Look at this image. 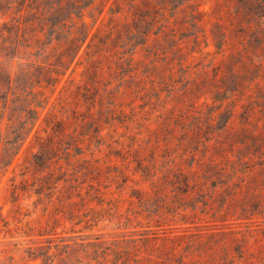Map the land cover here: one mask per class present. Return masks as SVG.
<instances>
[{"label":"rangeland","instance_id":"obj_1","mask_svg":"<svg viewBox=\"0 0 264 264\" xmlns=\"http://www.w3.org/2000/svg\"><path fill=\"white\" fill-rule=\"evenodd\" d=\"M220 1L133 0L163 7L136 24L158 32L141 45L129 0H0V264H169L222 232H264V111L244 121L232 96Z\"/></svg>","mask_w":264,"mask_h":264},{"label":"trees","instance_id":"obj_2","mask_svg":"<svg viewBox=\"0 0 264 264\" xmlns=\"http://www.w3.org/2000/svg\"><path fill=\"white\" fill-rule=\"evenodd\" d=\"M121 2L125 0H114V2ZM113 2V3H114ZM133 0H129L130 7L127 9V14L129 13L130 23L124 26V32L126 35L140 34L143 36V45L146 40L150 36H155L156 33L146 32L145 34L138 30L136 24H146L150 26L152 23L156 24L160 19L155 20L157 16V11H161V17H163V7L155 9L150 3H140L138 5L132 4ZM257 3L258 6L263 10L264 9V0H221L215 5V16L216 22L218 26L222 27V39L218 48V52L220 53V57H223L224 51L230 50L235 51L237 59L233 62L230 67V71L228 73V77L233 79L235 84V89L232 94L234 96L235 101H244L246 102L244 106V121H250L256 114H260L261 111H264V92L262 96H258L264 89V85L260 86L259 75L262 74L264 69V12L257 16V20L254 24L255 31L253 36H249V32L252 28L251 22L246 20L248 16H255L253 13V7ZM118 5V3H117ZM151 11V12H150ZM116 14L120 13V8L118 6ZM148 15H151L149 19L151 24L148 21ZM68 15L67 21L70 24V27L74 28L77 23H79V27L77 32L69 33L68 47L66 51H71L74 56L76 51L85 41L88 36V30H83L84 23L82 22V14L79 12L74 17H70ZM245 19V21H244ZM236 23L238 25L235 33H239L238 42H236L235 34L225 36L226 29L224 27L231 26ZM175 24V23H174ZM173 24V26H174ZM115 27V26H114ZM167 25H161L160 29L166 28ZM177 27L172 29V32L178 31ZM161 31V30H160ZM73 47V51H72ZM181 46L179 44L176 45V53L182 56ZM164 54V53H163ZM73 56L71 59H73ZM186 56L179 62V65H183L186 61ZM172 70V68H170ZM214 72L213 77L215 78L218 73H220L221 67L219 65L212 68ZM252 71L253 75L247 79V75ZM49 79H46L44 82L47 85ZM54 82V80H53ZM257 93V95L253 96V93ZM242 107V106H241ZM262 118H264V112L262 114ZM264 123L261 124V127L258 128V134L255 132L253 136V144H257V137L264 140V132H263ZM258 148L253 151V155L256 159H259L260 152L262 151L261 142H258ZM43 154H39L37 157L39 160L41 159ZM175 179L174 184H178L183 187H187L189 183V177L186 175L182 177L179 173L176 176H173ZM247 179H250L247 177ZM253 181V180H252ZM179 190L178 188H176ZM264 232L260 233V236H254L248 234V240L243 241L237 240L235 236V232L232 230H228L226 232H222L224 236L219 239L216 245L208 247V242H199L197 246V251L195 254H183L180 256L179 260L173 261L169 264H264ZM178 245H176L177 247ZM219 254H221L224 258L220 259ZM235 254V255H234ZM262 257V258H260ZM229 259L227 263L220 262V260ZM159 263V262H158Z\"/></svg>","mask_w":264,"mask_h":264}]
</instances>
